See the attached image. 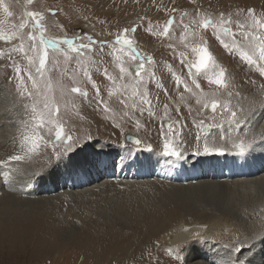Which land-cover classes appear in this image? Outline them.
<instances>
[{"label": "rangeland", "instance_id": "374dc122", "mask_svg": "<svg viewBox=\"0 0 264 264\" xmlns=\"http://www.w3.org/2000/svg\"><path fill=\"white\" fill-rule=\"evenodd\" d=\"M222 1L224 0H32V3H29L28 0H0V38H3L0 39V53H3L0 56V87L15 92L16 82L12 79L15 76L14 63L21 65L22 75L29 70L27 58H21L12 51L13 47H19L21 43L25 48L28 47L26 35L28 29L23 30L25 33L23 37L18 31L26 12L38 11L44 15L41 23L46 38L56 39L55 37L60 36H65L66 39L78 38L75 39L78 43H86V37L94 36L89 31L91 29L103 37L107 31L109 35L105 32V36L110 37L129 28L132 22L139 23L142 32L147 33L149 26H146L145 21L148 17L145 19L143 17L149 15L151 11H156L160 21L164 20L167 14L170 15L175 18L174 23L177 25L180 24L182 17L185 23H189L194 19L209 16L218 20L223 14L226 18H231L233 32L237 31L235 27L237 21L244 22L248 19L249 8L255 10L257 18L264 19V0H257L255 3L253 0H246L247 4L243 0L236 1V4ZM185 13L188 15H184ZM61 24L66 28L65 33L57 31L63 30ZM205 35L209 38V49L214 59L228 74V84L235 87L230 69H237V64L231 60V56L234 54L235 60H242L240 52L248 50L247 45L239 36L223 37L222 39L230 45L233 41L239 45V48L225 49L220 42L212 38L211 29H208ZM140 40L136 39V42ZM145 40L141 41L145 48L143 56L156 58L160 53L161 44ZM174 48H177L178 54L184 52L185 55L192 56L191 49H185L183 44ZM97 50L98 47H94L91 53ZM223 54L227 55L226 59L221 57ZM34 55L29 53V56ZM99 57L86 53L83 58L86 63L79 64L66 60L63 55L50 53V61L46 66L44 79L52 84V92L49 95L59 99L60 87H70L73 84V76L76 77L77 86L88 93V98L83 102L78 95L69 94L66 102L61 101L59 104V119L63 122L65 131L71 134L73 140L79 141L77 148L70 154L73 167L65 169L61 166L49 174L50 161L56 160L55 152L61 149L48 146L42 147L39 154L33 155L32 159L30 157L22 162H16L14 170L0 168V181H3L0 183V222L9 228L18 224L22 225L21 227H30L34 235L36 234L38 249L44 247L47 240L48 245L57 246L60 250L58 253L37 258V253L32 252L34 246H27L18 260L9 257L7 249L0 247V264H77L82 247L88 244H85L87 234L96 231L107 234L112 230L136 231L142 224L154 225L157 222L164 223L167 227L157 237L151 239L153 242L149 240L143 243L147 237L140 236L138 241H142L145 246L147 244L148 248L141 252L140 260L132 261L130 264H163L164 259L170 258L168 255L170 251L174 258L177 249L187 264H197L199 257L206 252L202 248L206 247L214 251L209 252L208 257L202 259V262L206 264L214 258L217 261L224 260L220 255L222 253L225 256L223 249H229L232 243H241L238 239L241 236L235 233L245 235L251 228L253 229L256 221L264 223L262 202L264 195L252 193V189L261 190L259 182L245 187L241 183L237 185V182L255 179L256 175L250 173L253 170V162L251 163L249 156L245 161L228 155L197 157L193 153L182 152L186 162H181L182 167L181 163H177L173 168L171 164L165 163V158L161 154L160 144L164 139L153 141L147 136L158 132L155 136L159 137L162 134V127L167 131L166 124L178 122L177 127L181 128L179 148L181 151L184 148L188 150L185 141L195 132L202 133L203 138L207 132V140H215V134H220L226 126L230 127L226 122L223 128L209 127L214 123H221L222 119H226V114L222 118L217 112L213 117L210 110H204L196 104L195 96L183 93L182 87L176 89L170 72L160 70L156 72V81L148 84L151 106L140 105L132 97L134 89L131 87L130 78L123 81V84L128 85L124 95H121L123 89L116 90V86L121 84L108 86L105 79L101 82L102 79L98 77L102 76L103 66ZM221 59L232 63L224 66ZM85 68L95 83L101 87V97L108 106L107 112L102 105H97L95 90L83 78ZM249 68L254 76L261 77L255 68L250 66ZM181 69L172 72L186 77L187 69L184 67ZM147 80L148 77L145 76V81ZM198 82L201 83V89L198 91L209 94L210 85H207V81ZM28 87H31L30 82ZM259 87L257 91L262 88ZM109 90L113 91L111 97L108 95ZM221 93L217 98L225 101L220 98L225 95ZM181 94L185 97L183 101L180 99ZM235 99L231 107L237 110L240 102L238 98ZM121 100L125 103H120ZM201 119L205 120L204 125L199 124ZM188 120L192 121L190 126L185 125ZM144 121L148 126L142 127ZM14 135L15 131L12 128L0 130V161L7 160L9 155L19 150V146L12 142ZM49 139H54V136ZM135 139L142 141L139 148L143 149L150 145L154 149V154L137 151V146L133 143ZM1 150L4 154H1ZM129 151L132 153L130 160L135 163L126 162L114 166L120 157L127 155ZM103 158H109L110 162L104 164ZM243 170L248 175L243 174ZM9 171L12 173L11 178L5 175ZM197 175L199 176L196 177ZM41 176L42 178H39ZM208 182L217 188L201 184ZM7 216L10 217L6 218ZM197 222L210 226L214 235L216 234L217 241L210 240L202 245L190 237L176 244V248L172 247L174 243L169 240L171 228L168 227L179 223L191 225ZM260 233H264V230ZM259 241L264 242V238L261 237V240L259 238L255 242ZM223 242L230 244L224 248L226 244ZM196 247H200L201 250L194 252ZM230 250L233 251L232 248ZM240 251L236 252L240 254L243 251L247 252L244 248H240Z\"/></svg>", "mask_w": 264, "mask_h": 264}, {"label": "snow or ice", "instance_id": "6c2138e0", "mask_svg": "<svg viewBox=\"0 0 264 264\" xmlns=\"http://www.w3.org/2000/svg\"><path fill=\"white\" fill-rule=\"evenodd\" d=\"M28 2L32 3V0H28ZM5 11L7 12L8 10L5 9ZM52 14L54 15L55 13ZM184 15L188 14L185 13ZM197 16H199V12H197ZM247 18L244 22H236V32H233L231 28L233 23L231 18H226L223 14L220 15L218 20L209 16L199 20L194 19L189 23H185L182 17L180 21L183 29L179 39L185 49H191L194 58H190L184 52L179 53L178 58L180 63L187 69L186 77L172 72L171 69L169 71L177 90L182 87L183 93L195 96L196 104L200 105L204 110H210L213 117H215L217 112L220 113L222 118L226 114V119H222L219 124L214 123L210 125L209 127L211 128H223L225 122L230 127L240 128L242 124L250 122L256 114V109L253 107L249 108L244 116H238V111L231 107L233 95L231 92L227 93L229 97L227 101L217 98L221 92L228 88V74L214 59L209 49V38L205 35L206 31L211 29L212 38L220 42L225 49L232 47L239 48V45L235 41L230 45L222 39L223 37L239 36L245 42L248 49L240 52V58L248 66L255 68L261 77H264V19L257 18L255 10L252 8L247 10ZM43 19L44 15L38 11L25 13L18 31L20 32V36L23 37L25 34L23 30L28 29L26 33L28 47L25 48L24 44L21 43L19 47H13L12 51L21 58H27V63L30 66L29 70L22 75L21 65L14 63L13 71L15 72V76L12 79L16 82L15 92L11 89L0 87V130L6 127L14 129L15 135L12 137V142L14 145L19 146V150L9 155L7 160L0 161V168L14 170L16 162H22L26 158L39 154L42 147L52 146L61 150L55 152L56 160L50 161L51 168L49 174H51V171L57 170L61 166L65 169L73 167L72 156L70 154L74 152L79 144V141L73 140L71 134L65 131L64 124L59 119V104L61 101L66 102L69 94L78 95L83 102L88 98V93L77 86L76 77L73 76V84L70 87H60L59 99L53 95H49L52 92V84L49 81H45L44 76L46 66L50 61V53L63 55L70 62L84 64L86 61L83 58L86 56V53L92 51L90 45H96L100 50L101 56L105 54L104 48L109 47L119 76L110 74L107 68L103 70V76L112 82L113 85H116L117 79L127 81L131 78V87L134 89L132 97L140 105L151 106L148 84L156 81V67L153 57L141 55L134 47L133 39L128 38L127 34L129 32L136 33L138 31L136 28L123 29V31L116 34L114 41L111 42H96L92 37L88 36L86 37L87 43H78L75 39L46 38L45 29L41 23ZM173 24L174 18L170 17L164 23L162 30L157 31L149 27L147 31L153 35L169 37L170 28H172ZM29 53H34L35 55L29 56ZM2 55L3 53H0V56ZM124 56H127L134 63L126 62L123 59ZM9 58L11 59V56ZM146 65L153 66L152 70L146 68ZM145 76L148 77L147 81H145ZM83 78L95 90L97 105H102L104 111L107 112L108 106L101 97V87L95 83L87 68L83 70ZM200 80H206L209 85L215 86L216 91L210 94L198 91L201 89V83L198 82ZM29 82L31 84L30 88L28 87ZM127 88L128 85L126 83L116 86L117 91L124 90L121 92V95L127 92ZM108 95L110 97L113 96V91L109 90ZM180 99L183 101L185 97L181 94ZM120 103H125V101L121 100ZM141 111L143 112V108H141ZM241 111L243 110L241 109ZM259 111L261 116H264V103L260 105ZM149 114L151 115V112ZM177 124L178 122L166 124L167 131L164 130V127L161 129L164 137L161 154L165 158V163L171 164L173 168L176 167L177 163L186 162L179 148L181 128H178ZM199 124L204 125L205 120L201 119ZM53 136L54 139H49V137ZM207 136L208 133L205 132V143L202 145V151L200 145L201 136H196L197 148L193 155L197 157L201 155H228L246 161L252 151V142L243 137L231 139L230 147H224L222 145H210L207 142ZM220 139L224 140L223 134H221ZM260 139L261 147H264V136H261ZM133 143L137 146V151H147L154 154V149L150 145H146L143 149L139 148V145L142 143L140 139H135ZM131 155V151L127 155H122L114 166H119L126 162L135 163V161L130 160ZM11 174V171H9L5 175L11 178ZM39 178H42V176ZM2 182L0 181V183ZM30 182L31 180H29ZM184 231L187 232L188 229H184ZM260 235L264 238V233ZM193 239L202 245L207 244V240L201 236H194ZM235 251L239 252L240 249L237 247ZM168 255L172 258L173 253L170 251ZM174 258L180 264H187L186 259L182 257L178 249L175 251ZM247 261H242L240 257H236L234 264H247Z\"/></svg>", "mask_w": 264, "mask_h": 264}, {"label": "bare ground", "instance_id": "6f19581e", "mask_svg": "<svg viewBox=\"0 0 264 264\" xmlns=\"http://www.w3.org/2000/svg\"><path fill=\"white\" fill-rule=\"evenodd\" d=\"M193 1H195V0H193ZM236 1H238V0H224V1H222V3H230V4L235 3L236 4L237 3ZM243 1L245 4H247L246 0H243ZM256 1L257 0H253V3H255ZM89 31H91V33L94 36L101 37L96 32V30L91 29ZM221 57L222 58L224 57L223 59H226L227 55L223 54V56H221ZM235 59H236V56H234V54H232L231 60L237 64L236 65L237 69H232V68L230 69V75L233 78V81L235 82V84H234L235 87H232L228 84V88L221 93V94H225V95L220 96V98H223V100L227 101L229 99L227 97V93L231 92L233 94L232 95L233 98H231V104L235 103V101H236L235 98H238V101L240 102V106L237 109L238 116H244L245 113H247L248 109L253 108V107L256 109V114L254 117H252L250 122H248L246 124H242L240 128H233V127H227L226 126L224 129H222L220 134L214 135L215 140L214 139L207 140V142L210 145H212V144L216 145V143H217L218 145L220 144L224 147H230L231 139L243 137L246 140L251 141L253 147H252V151L249 155V159L251 160V163L253 162V166H252L253 170L250 173H251V175H256L258 178L255 176L254 180H243V181L237 182V185H238V183H241V185H244L243 187H245V185H250V184H253L255 182H259L261 190L252 189V193H254V194L259 193L261 195L262 194L264 195V147H261V139H260L261 136H264V116H261V113L259 111L260 105L262 103H264V78L263 77L257 78L256 76L253 75L252 70H251V68H249V66H246V64L242 60H235ZM220 61L224 66L228 65V63H232V62H229V61L227 62V61L222 60V59ZM241 70H242V72H241ZM242 82H245V83L250 84V85H246ZM251 82H253V84ZM227 83H228V81H227ZM207 85H209V84H207ZM259 86H261L262 88H261V90L257 91V88ZM214 87L215 86H212V85L209 86V88H208L209 94L213 91H216V88H214ZM241 109L243 111H241ZM145 122L146 121L143 122L142 127L148 126L145 124ZM191 124H192V121L188 120L185 125L190 126ZM189 131H191V129ZM235 133H237V134H235ZM201 134L195 132L193 135L189 136L190 138L188 137L189 139H187L185 141L187 144L188 150H185V148H184L182 152H185V153H187V152L194 153L195 152V150L197 148V141H196L197 135L201 136L200 145H201V151H202V145L205 143V139L203 138V136ZM221 134L224 135V140L220 139ZM155 135H158V132L152 133L150 136H147V137H151L153 141H155L157 139H164L162 134L159 137L155 136ZM231 136H232V138H231ZM114 138L117 139L116 136ZM2 140H4V139H2ZM2 140H1V142H2ZM162 144H160V148H162ZM2 148H4V147H2ZM2 152L3 151L1 150V154H4ZM30 159H32V156ZM103 159H104V164H106L107 162H110L109 158L108 159L103 158ZM245 167H246V165H245ZM243 171H244L243 174L246 175L247 172L245 170H243ZM198 176L199 175H197L196 177H198ZM201 184H203L204 186L210 187V188H217L216 185L211 184L209 182L208 183H201ZM254 186H255V184H254ZM218 187H220V186H218ZM207 189H209V188H207ZM262 202H264V199ZM259 206H261V205H259ZM263 207H264V205H263ZM4 212H7V211H4ZM253 215H254V212H253ZM8 217H10V216H7L6 218H8ZM0 221H1V219H0ZM168 222L169 221H167V223ZM262 222L263 221H260V222L256 221V224L253 225V229L251 228V231H248L247 234H245V235L240 234L238 232L235 233V234L241 236L240 238H238L241 241V243L240 244H238V243L233 244L232 243V246L230 248H232L233 251H231L230 248L229 249H223V253L225 254V256L222 253H220V255H221V258H223L224 260L217 261V259L214 258L213 259L214 261L210 260L209 263H206V264H234V260L236 257H240V259L242 261L248 260L247 264H264V242H262V241H259L257 243L255 242L259 238L261 240V235H260L261 233L260 232L262 230H264V223H262ZM21 226L22 225L18 224L17 226H14L13 228H9L8 225H5V223L0 222V247L7 249L6 252L9 254V257L12 256L13 258L19 260V258H21L22 255L24 254L27 246H29V247L34 246L32 252L35 254L37 253V255H36L37 258H42L43 256H47V255H50L52 253H58L59 252L60 249L57 246L48 245L47 240L45 242L44 247L38 249V246H37L38 241L36 239V234L34 235V232L32 231V229L30 227L25 228V227H21ZM140 226L141 227L136 229V231L133 230L130 232L129 231L120 232V231L112 230L111 232H109L107 234L100 233V231H96L94 233L87 234V240L85 241V244H87V243L88 244L84 245V247H82V249L79 253V258H78L79 260L77 261V264H128V263L130 264L132 261L140 260L141 259V257H140L141 252L144 249L148 248V245L146 244V246H145L143 243H147V242H149V240L152 241L151 240L152 238L157 237L162 232V230L165 227H167V226H165L164 223H161V222H157L154 225L147 223V224H142ZM168 228L169 229L171 228L169 231L171 234V235H169V240H171L174 243V245L172 247H175L176 244H178L182 241H185L186 238L189 239L190 237L199 236V235L202 237H205V239L207 241H210V240L217 241V239L215 238L216 234L214 235V231L211 230L210 226L201 224L199 222L191 224V225H185L183 223H179L175 226H170ZM184 229H188V231L186 232V231H184ZM59 233H60V231H59ZM89 235H90V237H89ZM140 236L147 237L145 239V242L142 243V241L141 242L138 241ZM162 237H163V235H162ZM55 242H56V239H55ZM224 244H226V246H223V247L227 248V245H229L230 243H228V244L224 243ZM143 245H144V247H143ZM237 247L239 249L244 248L245 250H247V252L243 251V253H241V254L237 253L235 251V248H237ZM202 249H204L206 252H205V254H203L204 256L202 255L199 257V260H198L199 262L198 263L196 262L197 264H202V263L205 264L204 262H202V259H206L209 255V252L213 253V251H214V249L208 248V247L202 248ZM200 250H201L200 247H196L194 252L195 251L199 252ZM132 251L133 252L135 251V253H133ZM240 252H242V251H240ZM194 254L197 255L196 253H194ZM190 259H191V257H190ZM178 263H179V261H176L175 258H169L168 260L167 259L163 260V264H178Z\"/></svg>", "mask_w": 264, "mask_h": 264}, {"label": "crops", "instance_id": "0c3cea01", "mask_svg": "<svg viewBox=\"0 0 264 264\" xmlns=\"http://www.w3.org/2000/svg\"><path fill=\"white\" fill-rule=\"evenodd\" d=\"M146 17H148L147 20H149V21H147V20L145 21L146 26L152 27L155 30L159 31V30H162L164 23L169 19L170 15L167 14L164 17V20H162L163 22L160 21V16L156 14V11H151V13L149 15L144 16L143 18L145 19ZM53 25H55V24H53ZM60 26L63 28V30H57V31L59 33H65L66 32L65 26L63 24H61ZM129 28L138 29V31L136 33L129 32L127 35H128V38L133 39L134 47L137 49V51L141 55H143L142 52L145 49L144 46H143V43L141 42L142 40L149 39L150 42L153 40V41L158 42L159 44H161L160 45L161 48L159 50L160 53L157 54L156 58H154V64H155V67H156V72L159 71V70L162 71V72H164V71L165 72H167V71L170 72L169 69H171V71L172 70H178V68L179 69H181V68L183 69V66L181 67V63H180V60L178 58V55H179L178 52L179 51L177 50V48L176 49L174 48L175 46H180V44H182L180 39H179L180 34L182 32V29H183V25L181 23L178 24V25H177V23L173 24L172 28H170V36L169 37H161V36H158V35H153V34H150L148 31H147V33L142 32V30H141L142 27L140 28L139 27V23H136V22H132L131 25L129 26ZM52 30H53V28H52ZM69 30H71V29H69ZM105 32L107 33V35H109V33L107 31H105ZM105 32H104V37L101 35V37H103V39H99V38L94 37V36H90V37L95 38L93 40L96 41V42H98V41H100V42H111V41H114L116 35H113V36H110V37H106L107 35L105 36ZM61 35H65V34H61ZM50 36H52V35H50ZM64 37L65 36H60V37H55V38L56 39H65ZM136 39H141V40L136 42ZM145 41L148 42L147 40H145ZM94 47L97 48L96 45H90V48L92 50L94 49ZM174 50H175V58H174ZM91 52H88V54L97 55V57H99V55H100L99 48H98L97 52L96 51L93 52V53H91ZM104 53L105 54L103 56L100 55V57H99L100 58L99 61H100V64L103 66V70L105 68H107L110 74L118 77L119 76V72H118V69H116L115 66H114V57L111 54V49L109 47H105L104 48ZM108 55H111V56H108ZM123 59L126 62H128V63H134V62L130 61L127 56H124ZM152 67L153 66L146 65V68H148L149 70H152ZM102 77H103V74H102L101 77H98V78L102 79L101 82L105 79V83L107 82L108 86L113 85L112 82H110L106 77H104V78H102ZM116 84H123V81L117 79Z\"/></svg>", "mask_w": 264, "mask_h": 264}, {"label": "flooded vegetation", "instance_id": "af4514ba", "mask_svg": "<svg viewBox=\"0 0 264 264\" xmlns=\"http://www.w3.org/2000/svg\"><path fill=\"white\" fill-rule=\"evenodd\" d=\"M170 18V17H169ZM75 39H78V38H75ZM93 39V38H92ZM190 58H194V56L192 55V56H190Z\"/></svg>", "mask_w": 264, "mask_h": 264}]
</instances>
